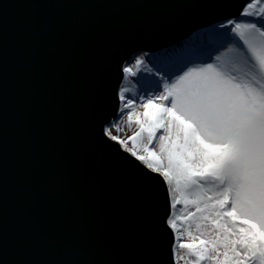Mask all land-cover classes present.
I'll return each instance as SVG.
<instances>
[{
	"label": "water",
	"instance_id": "water-1",
	"mask_svg": "<svg viewBox=\"0 0 264 264\" xmlns=\"http://www.w3.org/2000/svg\"><path fill=\"white\" fill-rule=\"evenodd\" d=\"M244 3L0 0V264H170L159 178L98 131L122 64Z\"/></svg>",
	"mask_w": 264,
	"mask_h": 264
},
{
	"label": "snow or ice",
	"instance_id": "snow-or-ice-1",
	"mask_svg": "<svg viewBox=\"0 0 264 264\" xmlns=\"http://www.w3.org/2000/svg\"><path fill=\"white\" fill-rule=\"evenodd\" d=\"M208 29L192 23L190 37L204 39L178 40L159 64H122L98 139L159 178L170 264H264V0Z\"/></svg>",
	"mask_w": 264,
	"mask_h": 264
},
{
	"label": "rangeland",
	"instance_id": "rangeland-1",
	"mask_svg": "<svg viewBox=\"0 0 264 264\" xmlns=\"http://www.w3.org/2000/svg\"><path fill=\"white\" fill-rule=\"evenodd\" d=\"M245 18V17H244ZM243 17H241V19H244ZM245 19H248V18H245ZM250 19V18H249ZM209 33V32H208ZM209 40H211V42L215 45V44H218L219 42H220V40H221V38H219L218 36H213V35H209L208 37H207ZM204 39V37L200 34V35H198V36H195V37H193V38H191L188 42H185V44H187V45H191L192 47H195L196 45H198L202 40ZM162 53L163 52H160V53H157V54H155V55H152V56H154L153 58H152V62L153 63H157V64H159V63H161L162 62ZM142 55V54H141ZM141 55H138V56H136L134 59H136V58H140L141 57ZM156 55H157V57H156ZM159 56H161L160 57V59H159ZM134 59L132 60V61H134ZM141 75H145V73H141ZM135 78V79H134ZM132 79V81H133V86H134V88H135V90H136V92H137V94H140V88H141V85L143 84V82H141V84H136L135 83V81L138 79V77H133V78H131ZM152 93L151 92H148V95H151ZM136 131V128H135V125H133V127H132V129L131 130H125V133L124 134H126L127 136H131L134 132ZM129 146H131L130 144H129ZM182 208V205H178V209H177V214L179 215L180 214V209Z\"/></svg>",
	"mask_w": 264,
	"mask_h": 264
},
{
	"label": "trees",
	"instance_id": "trees-1",
	"mask_svg": "<svg viewBox=\"0 0 264 264\" xmlns=\"http://www.w3.org/2000/svg\"><path fill=\"white\" fill-rule=\"evenodd\" d=\"M244 18V17H243ZM245 18H247V17H245ZM244 18V19H245ZM249 19V18H248ZM207 32H209V33H211V29H208V30H206ZM221 31H223V29L221 30ZM162 56V55H161ZM161 56H159V59H160V57ZM154 56H152V55H146V54H142L141 55V59H144L146 62L148 61V60H151L152 61V58H153ZM156 57H157V55H156ZM158 58V57H157ZM152 65L151 64H148V67H151ZM133 78V77H132ZM135 79V78H134Z\"/></svg>",
	"mask_w": 264,
	"mask_h": 264
},
{
	"label": "bare ground",
	"instance_id": "bare-ground-1",
	"mask_svg": "<svg viewBox=\"0 0 264 264\" xmlns=\"http://www.w3.org/2000/svg\"><path fill=\"white\" fill-rule=\"evenodd\" d=\"M135 58V57H134Z\"/></svg>",
	"mask_w": 264,
	"mask_h": 264
}]
</instances>
